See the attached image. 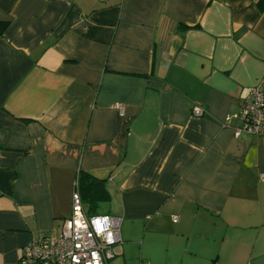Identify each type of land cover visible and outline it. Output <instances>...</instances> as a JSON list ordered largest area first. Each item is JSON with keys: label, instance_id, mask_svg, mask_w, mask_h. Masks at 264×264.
<instances>
[{"label": "crops", "instance_id": "1", "mask_svg": "<svg viewBox=\"0 0 264 264\" xmlns=\"http://www.w3.org/2000/svg\"><path fill=\"white\" fill-rule=\"evenodd\" d=\"M261 1L0 0V264L60 233L82 172L108 264H264V134L225 120L264 82Z\"/></svg>", "mask_w": 264, "mask_h": 264}, {"label": "built area", "instance_id": "2", "mask_svg": "<svg viewBox=\"0 0 264 264\" xmlns=\"http://www.w3.org/2000/svg\"><path fill=\"white\" fill-rule=\"evenodd\" d=\"M191 114L200 116L202 108L191 107ZM239 120L235 134H264V82H259L241 101L237 114L225 120ZM177 216L172 221L177 222ZM120 220L107 213L86 212L77 186L71 194V212L63 220L56 236L37 234L22 250L18 264H108L112 247L120 241Z\"/></svg>", "mask_w": 264, "mask_h": 264}, {"label": "trees", "instance_id": "3", "mask_svg": "<svg viewBox=\"0 0 264 264\" xmlns=\"http://www.w3.org/2000/svg\"><path fill=\"white\" fill-rule=\"evenodd\" d=\"M260 8H264V0L261 1ZM9 24L8 20H0V32ZM78 189L86 212L97 214L99 203L109 199V194L102 179L95 178L87 173L78 175Z\"/></svg>", "mask_w": 264, "mask_h": 264}, {"label": "rangeland", "instance_id": "4", "mask_svg": "<svg viewBox=\"0 0 264 264\" xmlns=\"http://www.w3.org/2000/svg\"><path fill=\"white\" fill-rule=\"evenodd\" d=\"M47 236H50V235H47Z\"/></svg>", "mask_w": 264, "mask_h": 264}]
</instances>
